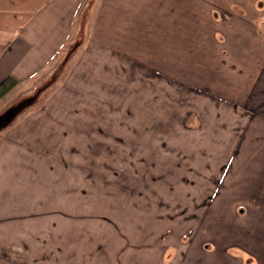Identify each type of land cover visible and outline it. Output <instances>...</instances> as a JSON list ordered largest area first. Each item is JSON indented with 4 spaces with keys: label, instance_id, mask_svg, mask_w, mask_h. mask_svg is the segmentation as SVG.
Here are the masks:
<instances>
[{
    "label": "rangeland",
    "instance_id": "374dc122",
    "mask_svg": "<svg viewBox=\"0 0 264 264\" xmlns=\"http://www.w3.org/2000/svg\"><path fill=\"white\" fill-rule=\"evenodd\" d=\"M259 1L260 0H216V4L221 6L219 8H224L221 17L222 21L219 25H216V28L218 27V30H216L212 23L211 18L213 16L208 2L206 0H198L196 3L198 6L199 22L197 24H192L187 20L184 21L181 24V30L183 31L182 35L187 38H184L181 44L177 43L175 46L172 39L165 37L166 35L159 31V28H163V24H154L146 20H144V23L130 24L132 21L128 22L130 18L127 19V15L129 16L130 13L125 11L126 0H113L112 2L111 0H103V2L100 0L95 9H93V20L90 27L91 31L86 45L74 60L70 71L66 74L65 82L54 90L43 106L51 101L54 94H59L65 85H76L75 89L77 91L75 94L72 97L66 98L63 103L60 102L61 98L57 101L55 100L54 106L51 102L50 110L44 111L41 109L42 111L34 110L33 112H28L13 126L15 128L11 130L12 133L5 134L6 132L4 131L0 136V142L2 141V164L6 162L8 165L2 168L3 184L6 182L7 184L19 188L16 180V172L13 173L12 171L15 168L13 162L17 160L15 150L19 148V146L18 144L12 143L11 140L20 139L19 137L22 136L29 140V133L25 135L23 132L21 133L16 130L23 127H32L43 129L41 132L43 134H40V136H46V138L49 137L53 140L55 139V142L61 147L64 142L65 147L69 144L74 151H76L77 148L80 149V152L76 155L70 152L71 161L72 164H74L71 168V174L75 176V180H78L80 176L81 179H87L88 174L93 176V172L91 171L95 170L87 169L85 166L94 165L97 171L102 169V174L107 175L109 179H111V176L114 175V171L116 170L115 173L119 172L118 179L123 183V181L128 178L126 176L128 164L134 163L136 169L140 168L141 171L146 174L147 169L144 167V164H146L144 159L148 160L151 158V164H153L154 160L158 159H166V161L173 159V163L177 162L183 166L182 172L190 171L192 175H197L200 182L203 180V182H201L202 184L206 185V176L212 174L207 171L211 168L210 164L214 161H224V158L227 159L231 155H236L237 157L233 159L236 161V166L232 167L233 169H235L237 165H240L242 168L245 166L253 168L252 174L246 177V182L243 181L240 183L248 186H255V188L263 187L264 147L256 145H259L260 142H255V140L251 138L250 141L247 143L245 142V145L243 144L241 149H231L233 146L231 145L228 146V148L219 147V149L225 151L219 150L218 152V150L209 148L208 145L221 142V139L225 140L228 145L233 142L234 144H238L240 141L239 138L237 139L239 133L236 136L233 134L236 139V141H234V137L230 136L231 133H228L225 138L223 136L211 138L210 136H212V134L206 135V130H208L207 123L204 130L203 127L205 126L203 125L197 132H192L188 127L185 129V123L189 122L190 124L189 120H191V114H196L200 117L202 123H204L203 117L205 121H208V117H210V115L213 116L211 113L212 108L210 107L211 101L206 98L208 96L206 88L211 90L209 96L213 98L214 95L217 94L231 100L239 98V93L235 94V92L239 89V84L243 85V82L247 81L245 77H241L236 71L231 72L227 70V66H218V68H216V71H218L213 73V65L215 66L216 63L220 65L218 50L215 54L213 50L215 43H217L215 38L223 42L228 41V38L225 40L226 33L221 30L225 31L229 29L227 25L234 28L239 24L238 22H234L235 20L228 23V20L232 19V14H246V10L247 12L248 10L256 12L257 2ZM261 1L264 3V0ZM101 2L103 3V8L100 12ZM240 2H243V5ZM113 4H117L115 5L116 7L113 6ZM142 8L143 7H135L136 12L134 14V20L145 16V14L140 11ZM219 8L214 7V9ZM185 12L187 13V8H184V13ZM224 12H228L229 14H227L229 16L227 17ZM259 12V26L264 30V21H262L264 20V10ZM99 14L101 15L99 16ZM113 18H117V20L111 22ZM192 27L194 30L193 37L189 38ZM196 27H198L197 31L195 30ZM219 30L222 32L221 34L223 36L217 33ZM115 37L119 38L118 43L121 45L120 47L118 45L119 48L115 49L120 53L119 56H112L110 54L109 46H112L114 41H117ZM69 40L65 43L64 47ZM237 40L238 38H229V42L231 44L235 43L236 47L238 46ZM101 42L104 47L97 44ZM191 44L193 45L191 46ZM98 46L102 49L98 48ZM201 47H204V49L206 48L210 52L206 53L205 51L207 50L204 51ZM175 48L177 52L182 51V53H172L175 51ZM226 48H229V45H226ZM62 50L63 48L61 51ZM202 50L204 51L203 53ZM252 50V62L254 63L257 53L253 48ZM221 56L225 59L228 57L222 54ZM112 57H119L120 61L123 60L124 62L118 63L117 69L115 70H110L109 67L106 68L107 70L104 68L102 69L101 67L108 66V63H114L111 61ZM230 61L231 60H229V62ZM245 74H248L246 70ZM35 77L32 76V78ZM209 78L211 79L207 80ZM220 79H224V82L229 83L230 86L224 87ZM30 81L31 80L28 79L21 82L20 86L6 93L0 101V108H4L9 102L16 98L20 94V90L29 84ZM73 81L74 83H72ZM114 81L119 82V93L117 96L119 99L118 110H116V102H112L111 97V82ZM223 87L227 88L228 91H224ZM242 87V90H244V86ZM245 89H248L245 94L251 96L247 106L253 107L255 110L258 105L256 101H264V88L261 85H255L251 88L245 87ZM86 93L92 97L88 98V102L84 100ZM245 94L243 96H245ZM68 99L70 101L69 104L67 102ZM75 104L78 105V108L72 109ZM63 105L64 107H62ZM66 106H68L69 109L67 113H63L59 110L62 108L64 109ZM82 109H86L85 111L87 113ZM50 111L53 114H51ZM228 111L231 113L230 110ZM228 111L225 110V113H228ZM61 113H63V118ZM47 114L50 115L47 116ZM70 116L71 123L70 127H68L66 122H69ZM223 117L226 119H233V116L228 114H224ZM222 121L225 123L224 120ZM227 124L232 125L228 122ZM223 126H226V124ZM64 134L65 136H63ZM39 142L41 143V140H39ZM161 144L165 145L167 148L161 147ZM48 148L51 149V144H48ZM39 149L42 150V148ZM45 151H47V149ZM41 155L42 154L39 156ZM40 159L43 160V158ZM115 161L119 163L118 167L115 166ZM76 166L81 167V172ZM239 169L241 171L238 172L236 178L228 176L226 181L228 182L227 187L225 189L223 188L222 192L215 199V208L213 207L215 214H206L207 217L204 219L203 216L200 223L196 225L198 226L207 220L210 227L213 228V238L217 243L220 242L221 245H225L231 241H236L240 242L244 248H231V252H233L234 256H230L229 261H227L226 257L223 258L221 254H219V256L217 255L216 258L213 254H197L195 256L197 260L196 264H215V261L220 262V264H242L243 261H247V264H256V262H254L255 259H253L257 251L254 236L263 226L255 225V218L258 215L260 216V214H256L257 205L252 206L250 209L245 205L248 210L246 214L236 216L229 212H226L227 214L225 215H218V213H216V210L224 205V201L226 202L225 196L231 195L234 197L235 202H232L234 206H240V203L244 204V202H246V199L243 197L244 193L240 192L238 186L235 185V183H238L237 181L245 179V177L242 176L243 170L241 168ZM144 174L142 175L139 173V176L138 174L136 175V177H140V180H143L140 181L136 178L138 181H135L134 185L140 183L143 188H151L153 185L157 186L160 180L157 174L154 175L152 173L151 176L149 174L147 179L143 178ZM184 175L191 178L189 174ZM249 179H251V181H248ZM19 184L21 185V182ZM110 186L111 184L108 182L104 184L102 188H98L99 192L97 196H92L93 191H89V198L83 199L82 201L91 203L93 209H95V212L90 211L91 214L88 215L90 216L88 217V222L91 221L94 228L89 232L91 235H87V237L97 240L103 239L113 243L116 237L111 225L109 226L108 224L111 218L106 214H103L104 217H101V210L105 211L106 207L104 206L102 209V205L98 204V202L102 204V200L98 195L100 196L102 193L104 195L108 194L104 190L110 192ZM122 189L123 186L120 185V190ZM88 190H90L89 187ZM94 203H97V205ZM251 204L254 203L252 202ZM28 205L30 204L28 203ZM229 206L231 207L232 205ZM26 207L27 205L23 206L16 202L15 196H9L2 211L0 210V231L2 232V238H0L2 240V246H0V264H43L36 262L29 263V261H26L27 256H21L16 252V250H24L21 247H5L6 244L12 245L21 238V236L15 232L16 225L9 224H14L16 222L20 225L36 219V216H33L35 212L33 210L31 211L33 207L29 209ZM226 208L230 209L229 207ZM113 212L116 214V217H118L120 209L118 208L116 211L114 208ZM2 218L4 219L3 221ZM101 218L103 220H101ZM70 220L73 229L74 227L77 228L89 225L85 220H79L77 215L71 216ZM6 221H8L9 224L6 223ZM144 221H147L146 217H144ZM216 223L222 225L221 230H216L214 228ZM5 225L6 228L4 230ZM72 234L75 235L76 231ZM43 235L46 238H52L47 235V233ZM74 235H72V237ZM166 235L167 232L163 237ZM168 238L174 240L168 242H174L177 243V245H180L179 242L181 244L186 243V237H184L182 233L180 235H178V233L177 235H171ZM57 239L59 238L56 237V240ZM73 239L74 244L78 245L81 239L80 234L74 236ZM6 250L8 252H6ZM112 250L111 244L109 246V251L112 252ZM53 251L57 256L53 262L47 264H63L61 261V250L58 252L52 249V252ZM166 252L169 253L170 251ZM166 252V257L164 256L165 259L169 257ZM2 253H5L8 258H2ZM237 257L239 258L238 260ZM206 258H209L208 263L205 262Z\"/></svg>",
    "mask_w": 264,
    "mask_h": 264
},
{
    "label": "crops",
    "instance_id": "0c3cea01",
    "mask_svg": "<svg viewBox=\"0 0 264 264\" xmlns=\"http://www.w3.org/2000/svg\"><path fill=\"white\" fill-rule=\"evenodd\" d=\"M84 1L85 0H0V84L9 77H13L17 80V84L12 88V90H14L16 87L20 86L21 82L30 79V84L36 77L46 71L55 61L61 49L64 48L65 43L72 36L78 14ZM112 1L113 0H111V2ZM197 1L198 0H126L125 11L130 13L129 16L127 15V19L130 18L128 22L132 21L130 24L144 23V20L154 24H163V28H159V31L165 34V37L172 39L176 46L177 43L181 44L182 40L187 38L182 35L183 31L181 30V24L186 20L192 24H197L199 22ZM206 1L210 6L213 16H211L212 23L216 28V25L221 23L222 18L221 21H217L213 15V9L214 7L219 8L221 6L216 4V0ZM102 2L100 3V12L103 8ZM240 3L243 5V2ZM115 5L117 4H113V6ZM136 6L143 7L140 11H142L145 16L134 20ZM184 8H187V13H184ZM223 9L224 8H219L221 17L223 15ZM263 10L264 7L261 11ZM248 12L246 10V14H232V19L228 20V23L235 20L234 22H238L239 26L237 25L233 28L227 25L229 29L225 31L220 29L226 33L225 40L228 38V41L220 42L215 38L217 43H215L213 49L214 54L217 53L218 50V54L220 55V65L217 63L215 66L213 65V73L218 71H216L218 66H227V70L231 72L236 71V73L240 74L241 77H245L247 80L243 82V85H238L239 89L235 94L239 93V98L230 99L242 106L238 107V111H243L249 104L248 94H245L248 89L246 90L245 87L251 88L255 85H261L264 88V30H259L254 25V22L259 19L260 12L258 10H256V12L248 10ZM100 15L101 14H99V16ZM116 20L117 18H113L111 22H115ZM197 28L198 27L195 28L196 31ZM216 30H218V27ZM193 31L192 27L189 38L193 37ZM232 37L238 38L237 47L235 43L231 44L229 42V38ZM118 39L119 38H116L117 41H114L112 46L106 45L110 47V54L112 56L120 55V53L115 50L121 46L119 45L120 43H118ZM250 41L254 42V45H250ZM97 44L104 47L102 42ZM192 45L193 44H191V46ZM223 45H225V47L229 45L228 49L230 53L227 55L228 57L226 60L221 56L220 52ZM101 47L98 46V48ZM252 48L257 53L254 63L252 62ZM202 49H204V47ZM174 50L175 51L172 52L174 54L182 53V51L177 52L176 48ZM205 50L207 49L205 48L204 51ZM204 51L202 50V53ZM205 52L208 53L210 51L207 50ZM229 60L231 61L229 62ZM111 61L114 63H108V66L101 68L107 70L106 68L109 67L110 70H115L117 69L118 63L124 62L123 60L120 61L119 57H112ZM126 62L130 64L128 61ZM231 62L235 67L229 66ZM245 70L248 74H245ZM32 76L36 77L32 78ZM210 79L211 78L207 80ZM220 81L224 87L229 85V83L224 82V79H220ZM72 83H74V81ZM111 86L112 102H116V110H118L119 99L117 96L119 93V82H111ZM242 86H244V90H242ZM224 87V91H228L227 88ZM75 88L76 85L74 84L65 85L59 94H54L48 104L35 110H50V105L53 103L54 106L55 100L57 101L60 98V102L63 103L66 98L72 97L75 94L77 91ZM244 94L245 96H243ZM217 95L221 98H226L220 94ZM89 97V94L86 93L85 102ZM1 100L2 98L0 101ZM67 102L69 104V99ZM256 102L258 104L261 103V101ZM68 106L59 110L63 113H67L69 110ZM77 106V104L73 105L72 109H76ZM62 107H64V105ZM85 110L86 109L83 111L87 113ZM33 111L34 110L30 112ZM52 112L51 114H53ZM63 113H61L62 118ZM49 115L50 114H47V116ZM228 115H231V113L228 112ZM66 123L68 127H70L71 116L69 122ZM13 128L15 127H11L5 134L12 133L11 130ZM16 131L23 132L25 135L29 133V140L24 136L19 137L20 139L17 140H11L12 143L18 144L19 146V148L15 150L17 160L13 162L15 168L12 170L13 173L16 172V180L19 188L7 184L6 182L3 184L2 168L8 165L6 162L2 164V141L0 142V210L2 211L9 196H15L16 202L20 205H27L26 208L28 209L33 207L31 211L33 210L35 212L33 216H36V219L20 225L16 222L14 224H9V222L6 221L9 225H16L15 232L21 236V238L12 245L6 244L5 247H21L24 250H16V252L21 256H27L26 261H29V263L36 262L47 264L53 262L57 255H55L54 251L52 252V249L58 252L61 250V261L63 264H168L169 261H171L172 264L197 263L196 257L191 255V248L188 243L181 244L179 242L180 245H178L179 249L184 250L186 255H188L186 257L187 259H185V256L175 255V248H170V252L173 253L169 252V257L165 259L166 250L164 247L168 241H171L168 238L169 236H166L177 235V233L178 235L181 233L184 235H192L193 231L196 232L194 228L197 229L199 226L196 224L203 219V216L205 219L207 215L215 214V212L209 213L207 210L211 200L216 199V187L220 180V178H218V162L214 161L210 164L211 168L207 171L212 174L206 176V185L202 184L201 182H203V180L200 182L197 175H192L190 171L182 172L183 166L177 162L173 163V159H169L168 161H166V159H159L153 161V164H151V161L148 165L144 164L148 175L150 174L151 176L152 173L154 175L157 174L160 179L157 186L153 185L151 188H143L140 183L134 185L135 181L140 180V177H136V175L138 174L139 176V173L142 175L144 174L140 168L136 169L134 167V163L128 164V168L126 169V176L128 178L124 180L123 183L118 179L119 172L115 173L116 170L114 171V175L111 176V179H109L107 175L102 174V169L97 171L94 165L85 166L87 169H94L96 171H91L93 172V176L88 174L87 179H81L79 175L80 178L75 180V176L71 174V168L74 164H72L70 152L76 155L80 152L79 148L74 151L69 144L67 146L68 148L65 147L64 142V147H61L55 142V139L53 140L48 137L50 135L47 136L48 138H46V136L41 137L40 134H43L41 133L43 129L23 127ZM222 133L223 132H221V134ZM238 133L240 132H231L230 136L234 137V141H236L235 136L238 135ZM1 135L2 132H0V136ZM63 136H65V134ZM39 140H41V143ZM48 144H51V149L48 148ZM231 145H233L231 149L238 148L237 144H234V142L229 144V146ZM39 148H42V150ZM45 148L47 151H45ZM40 154L42 155L39 156ZM40 158H43V160ZM231 159L232 155L229 157V160ZM115 164L116 167L119 166L117 161H115ZM245 167L247 168V166ZM245 167L242 168V176L246 178L252 171H247ZM76 168L81 172V167L76 166ZM183 174L191 175L190 177L192 179ZM213 176H217L216 183ZM136 178L138 180H136ZM143 178L145 179V174ZM20 182L21 185L19 184ZM108 182L111 184L110 192L104 190L108 194L104 195L102 193V195H98L102 200V204L99 202L98 204L102 205V209L104 206L106 207L105 211L101 210V217H104L103 214H106L111 218L108 224L109 226L111 225L115 233L116 238H114L113 243L103 239L97 240L87 237V235H91L89 232L94 228L91 221L88 222V217H90L88 215L91 214L90 211L95 212V209H93L91 203L82 201L83 199L89 198V191H93L92 196H97L99 192L98 188H102L103 185ZM120 185L123 186L122 190H120ZM88 187L90 190H88ZM161 199H163L166 206H161L162 204L159 203ZM247 202L244 203L249 209L256 205L258 207L256 209V214H260V216L258 215L255 218V225H263V209L255 202H253L254 204H251L252 202ZM28 203L30 205H28ZM95 205H97V203ZM229 205L232 206L230 207ZM213 207L215 208L214 205ZM237 207L238 206H234L232 203L227 204L224 201V205L216 210V213H218V215H225L227 214L226 212H229L235 216L240 215L238 214ZM114 208L116 211L118 208L120 209L118 217H116V214L113 212ZM73 215H77L79 220H85L89 225L77 228L74 227L73 229L70 224V219ZM144 217L147 218V221H144ZM3 220L2 218V221ZM101 220L103 219L101 218ZM5 228L6 225L4 226V230ZM74 231H76L75 235L72 234ZM166 232L167 235L163 237ZM46 233L52 238H46L43 235H46ZM79 234L81 239L78 245H75L73 237ZM72 235L74 236L72 237ZM56 237L59 239L56 240ZM0 238H2L1 231ZM111 244L113 248L112 252L109 251V246ZM0 246H2L1 239ZM256 249V256H258L256 258L257 262L264 264L262 255V253H264V245L256 246ZM6 252L8 251L6 250ZM2 258H8V256L2 253ZM170 258H174L176 261ZM208 260L209 258H206L205 262L208 263Z\"/></svg>",
    "mask_w": 264,
    "mask_h": 264
},
{
    "label": "flooded vegetation",
    "instance_id": "af4514ba",
    "mask_svg": "<svg viewBox=\"0 0 264 264\" xmlns=\"http://www.w3.org/2000/svg\"><path fill=\"white\" fill-rule=\"evenodd\" d=\"M264 7V3L263 1H259L257 2V6L256 9L258 11H261V9H263ZM227 17L229 16L228 12H224ZM228 13V14H227ZM213 15L216 18L217 21H221V13L219 9H213ZM264 21V20H262ZM260 24V20L258 19L256 22H254V25L259 29L262 30V28L259 26ZM263 27V25H262ZM218 34H220L221 36H223L221 33V31L219 30L217 32ZM223 42V41H220ZM250 45H254V42H249ZM220 52L222 55L227 56L230 52L229 49L226 48L225 46H222L220 49ZM226 60V59H225ZM230 67H235V65L233 63L229 64ZM207 90V99H210V107L212 108V115H210V117H208V121H205L204 117H203V122L202 123V119L200 117H198L196 114H191V120L190 124L185 123L186 124V128H190L193 131L197 132L198 130H200V128L204 125L205 127H203V130L206 128V123L208 126V130H206V135L212 134V136H210L211 138H217V137H221L223 136L224 138L227 137L228 133H239V136L237 137V139L239 138L240 141L237 144L238 149H241V147L243 146V144L245 145V142L247 143L248 141L251 140V138H253L255 140V142H260V144H256L257 146H261L264 147V101H261L260 104L257 105L256 109L254 110L253 107H249L246 106V108L243 111H238V107H242L241 105H239L237 102L231 101L230 99L227 98H221L218 95H214L213 97H210V92L211 90H209L208 88H206ZM249 99L251 98V96H249ZM247 97V98H248ZM209 107V106H208ZM228 109H230L231 111V115L233 116L232 118H225L223 117L224 114H228L225 113V110L228 111ZM229 112V111H228ZM178 117V116H176ZM189 118V117H188ZM224 120L225 123L222 121ZM229 120V121H228ZM188 121V120H187ZM231 123L232 125L227 124ZM226 126H223L225 125ZM221 127V128H219ZM221 132H223L221 134ZM263 145V146H262ZM209 148H213L215 150H223V149H219V147L228 148V144L227 142H225V140L221 139V142L218 143H211L208 145ZM161 147H166L165 145L161 144ZM167 148V147H166ZM165 148V150H166ZM225 151V150H223ZM236 155H232V159L229 160V158L225 159L224 161L221 160L219 161L217 164L218 165V178H220L219 182L217 183V187H216V192H215V198H217L219 196V194L222 192V189L226 188L228 185L227 178L228 176H232V177H237L238 176V172L241 171L239 168L242 169V167L240 165H237V167L235 169H233L232 167H235L236 165V161H234L233 159L236 158ZM166 158V157H165ZM152 159H148L145 160L144 162L148 165V163L151 161ZM159 160V159H158ZM163 160V159H162ZM157 161V160H154ZM264 161V159H263ZM239 162V161H238ZM237 162V164H238ZM247 171H252L253 172V168L252 167H247L246 168ZM249 173L248 175L252 174ZM184 175V174H183ZM249 177V176H247ZM145 178H148V174H145ZM213 178L215 179V183L217 182V176H213ZM245 179H241L239 181H237L238 183H235L236 186H238V189L240 192H243L244 195V199H246V202H255L256 204H258L259 207H261L264 211V186L262 187H256L255 186H251V185H245L243 182L245 181ZM248 181H251V179H249ZM246 182V181H245ZM226 199V203L227 204H231L232 202H235L234 197H232L231 195L229 196H225ZM163 202V203H161ZM160 204H162L161 206H166V204L164 203L163 199H161V201L159 202ZM215 203V199L211 200L210 202V206L208 208V212H213V205ZM246 204H241L240 206L238 205L237 209H238V214H246L247 210V205ZM212 207V208H210ZM215 212V211H214ZM200 223V222H199ZM216 230L219 229L221 230L222 225L220 223H216L215 227ZM194 230H196V232L193 231L194 234L192 235H188L185 234L184 237H186V243H188L190 245L191 248V255L196 256L197 254H203V255H209V254H213L215 256V258L217 257V255L219 256V254H221L224 257L227 258V261H229L230 256H234L233 252H231V248H244V246L242 244H240V242H236V241H231L228 244H222L220 242L217 243V241L214 240V235L212 234L213 228L210 227V224H208L207 220H205L202 224H199L198 228H194ZM170 233V232H169ZM170 237V235H167L166 237ZM255 239V245L256 246H261L262 244L264 245V224L262 226V229H259L258 232L255 234L254 236ZM174 241V240H171ZM227 245V246H226ZM226 246V247H225ZM170 248H175V255L178 254L179 256H185V259H187L186 257L188 255H186V252L184 250L179 249L177 243L174 242H168L166 244V246L164 247V249L166 251H170ZM180 251V252H179ZM168 253V252H167ZM173 253V252H170ZM171 255V254H170ZM263 258H264V253H262ZM258 256H254L253 259H255L254 262H256V264H261L260 262H257V258ZM191 258V256H190ZM234 258V257H233ZM202 259V258H199ZM239 258L237 257V260ZM175 260V259H172ZM171 261L168 262V264ZM247 261H243L242 264H247ZM172 264V262L170 263ZM215 264H220V262H216Z\"/></svg>",
    "mask_w": 264,
    "mask_h": 264
},
{
    "label": "water",
    "instance_id": "95a60500",
    "mask_svg": "<svg viewBox=\"0 0 264 264\" xmlns=\"http://www.w3.org/2000/svg\"><path fill=\"white\" fill-rule=\"evenodd\" d=\"M99 1H84L77 17L75 31L52 65L28 86L22 88L20 94L4 108H0V132H7L28 112L41 108L54 90L65 82L66 74L89 39L93 9Z\"/></svg>",
    "mask_w": 264,
    "mask_h": 264
},
{
    "label": "trees",
    "instance_id": "16d2710c",
    "mask_svg": "<svg viewBox=\"0 0 264 264\" xmlns=\"http://www.w3.org/2000/svg\"><path fill=\"white\" fill-rule=\"evenodd\" d=\"M17 84V80L13 77H9L4 82L0 84V99L8 93L15 85Z\"/></svg>",
    "mask_w": 264,
    "mask_h": 264
}]
</instances>
